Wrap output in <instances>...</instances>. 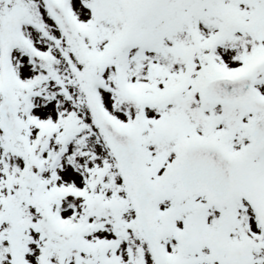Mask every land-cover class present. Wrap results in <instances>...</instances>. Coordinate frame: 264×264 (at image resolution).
Listing matches in <instances>:
<instances>
[{"label":"snow or ice","instance_id":"1","mask_svg":"<svg viewBox=\"0 0 264 264\" xmlns=\"http://www.w3.org/2000/svg\"><path fill=\"white\" fill-rule=\"evenodd\" d=\"M0 264H264V0H0Z\"/></svg>","mask_w":264,"mask_h":264}]
</instances>
